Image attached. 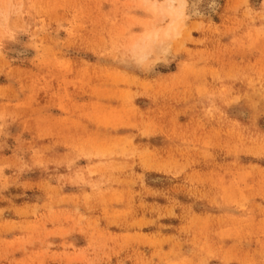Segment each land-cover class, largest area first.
<instances>
[{
    "label": "rangeland",
    "instance_id": "374dc122",
    "mask_svg": "<svg viewBox=\"0 0 264 264\" xmlns=\"http://www.w3.org/2000/svg\"><path fill=\"white\" fill-rule=\"evenodd\" d=\"M217 1L157 50L142 0H0V264H264V0Z\"/></svg>",
    "mask_w": 264,
    "mask_h": 264
},
{
    "label": "bare ground",
    "instance_id": "6f19581e",
    "mask_svg": "<svg viewBox=\"0 0 264 264\" xmlns=\"http://www.w3.org/2000/svg\"><path fill=\"white\" fill-rule=\"evenodd\" d=\"M144 3H147V4H149L150 6H151V8H152V12L153 11H159V13H160V18L159 19H162V20H165L166 18H170V23H168L169 25H166L167 26V28L165 29V31H163V37H162V39L161 40H158V43H159V45L158 44H156V45H154V46H156V47H158L157 48V50L159 49V50H162V49H164L165 47H166V45L168 44V42H169V38H171L172 36H176L177 37V35L178 34H180V31L179 30H177V29H180V28H178L179 26L178 25H180L181 23H187V20L188 19H190L191 17H204V16H206V14H208V13H212V12H214V11H216V9H217V7L219 6V2L217 1V0H197V1H193L192 3H191V5H189V12H187V13H185L183 10H182V8L184 9V7H183V5H185L183 2H178V6L176 7L175 6V0H168V3L165 5V6H163L161 9H159V6H158V9H157V0H142ZM165 2H166V0H165ZM190 4V3H189ZM187 7V6H186ZM163 8L166 10V12H165V10H163ZM149 9V8H148ZM187 10V9H186ZM157 11V12H158ZM154 13V12H153ZM155 15H156V13H155ZM209 15V14H208ZM162 17V18H161ZM159 19H157V20H159ZM159 29V28H158ZM157 31V30H156ZM179 31V32H178ZM148 33H150L149 31H148ZM161 33V32H160ZM151 34H153V37H154V39L156 38V37H158V34L156 33V32H154V33H150V34H147L146 35V39H148L149 37L148 36H150ZM148 37V38H147ZM161 38V37H160ZM149 40H151V39H148V41ZM142 41V40H141ZM136 42V41H135ZM147 42V41H146ZM142 43H143V41H142ZM152 43H154V40H153V42ZM171 43V42H170ZM136 44H138V43H136ZM151 44V43H150ZM132 45L134 46V44L132 43ZM131 45V46H132ZM132 46V47H133ZM140 46V45H139ZM142 46H143V44H142ZM145 46V45H144ZM150 46V45H149ZM146 47V46H145ZM151 47V46H150ZM171 47V46H170ZM137 48V47H136ZM148 48V47H147ZM155 48V47H154ZM133 49H135V48H133ZM151 49V48H150ZM156 49V48H155ZM154 49V50H155ZM140 50V49H139ZM145 50V49H144ZM156 50V51H157ZM143 51V50H142ZM147 52H150V50L148 51V50H146ZM136 53V52H135ZM134 53V54H135ZM143 53V52H142ZM146 53V52H145ZM133 54V55H134ZM140 54V53H139ZM144 54V53H143ZM137 55V54H136ZM142 54H140L139 56L142 58V56H141ZM149 55V54H148ZM138 56V57H139ZM136 58V57H135ZM140 58V59H141ZM143 59V58H142ZM141 59V60H142ZM137 60H139V59H137Z\"/></svg>",
    "mask_w": 264,
    "mask_h": 264
}]
</instances>
